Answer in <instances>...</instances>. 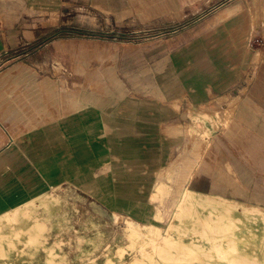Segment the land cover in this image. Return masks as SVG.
I'll return each instance as SVG.
<instances>
[{
    "label": "crops",
    "instance_id": "obj_1",
    "mask_svg": "<svg viewBox=\"0 0 264 264\" xmlns=\"http://www.w3.org/2000/svg\"><path fill=\"white\" fill-rule=\"evenodd\" d=\"M224 5L0 0V264L23 263L7 258V232L22 235L23 214L55 215L38 207L55 198L63 211L76 207L79 220L88 207L162 229L191 197L190 225L207 232L240 229L248 209L264 211V0L253 37L214 14ZM137 28L167 31L143 49L157 62L137 59L155 65V89L69 88L70 65L80 76L100 54L76 38ZM188 28L189 44L167 46Z\"/></svg>",
    "mask_w": 264,
    "mask_h": 264
},
{
    "label": "rangeland",
    "instance_id": "obj_2",
    "mask_svg": "<svg viewBox=\"0 0 264 264\" xmlns=\"http://www.w3.org/2000/svg\"><path fill=\"white\" fill-rule=\"evenodd\" d=\"M223 1L225 5L214 14L229 17L232 29L246 30L250 37L258 34V0ZM182 31L178 33L179 39L167 46L189 44L190 28ZM166 32L137 28L76 38V42L86 43L92 50L100 49V54L80 76L70 65L69 88H83L90 95L146 93L155 89V65L144 67L137 64V59L146 57L153 63L157 54L143 49L157 46L156 38ZM252 39L248 43L256 46ZM254 58L258 60V50ZM64 59L62 55L54 56L55 65ZM131 59L135 60L134 67L128 64ZM138 75L143 79L140 85ZM258 93H264V87L258 88ZM226 120L227 115L218 117V124L225 125ZM190 201L191 197H186L171 225L159 232L124 218L90 213L93 208L88 207L79 220L78 209L70 206L63 211V203L57 198L49 203L40 202L38 207H54L55 215L43 214L45 211L41 210L38 215L23 214L24 219L19 222L24 223L26 230L22 235L7 232V258L12 261L16 254L18 258L22 256L23 263L16 264H264V211L248 209L240 229L238 223H231L226 231H199L196 225H190Z\"/></svg>",
    "mask_w": 264,
    "mask_h": 264
},
{
    "label": "bare ground",
    "instance_id": "obj_3",
    "mask_svg": "<svg viewBox=\"0 0 264 264\" xmlns=\"http://www.w3.org/2000/svg\"><path fill=\"white\" fill-rule=\"evenodd\" d=\"M156 232H159L161 229L160 228H154Z\"/></svg>",
    "mask_w": 264,
    "mask_h": 264
}]
</instances>
